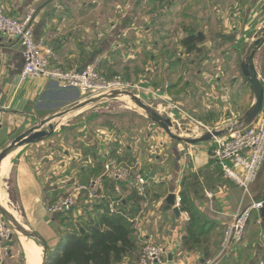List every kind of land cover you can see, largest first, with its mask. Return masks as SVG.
<instances>
[{
	"label": "crops",
	"instance_id": "0c3cea01",
	"mask_svg": "<svg viewBox=\"0 0 264 264\" xmlns=\"http://www.w3.org/2000/svg\"><path fill=\"white\" fill-rule=\"evenodd\" d=\"M3 4L5 13L14 17H23L35 10L36 37L44 38L53 47L56 65L69 68L73 61L86 65L102 58L101 72L105 76L108 71L113 73L119 69L129 81L131 76H142L147 68L149 75L142 77L140 96L157 99L158 112L159 108L167 106L171 116L177 118L180 111L174 108L186 103V112L192 117L198 119L201 116L200 119L210 122L212 128L223 129L239 126L254 103L248 94L246 104L237 106L230 99L232 89L222 74L227 71L240 73L241 83L249 87L253 97L251 85L243 76L241 62L255 40L256 20L264 16V13L259 15V4H264V0H3ZM192 30L204 36L200 45L203 50L200 54L187 55L179 39ZM174 44L178 49L176 53L172 50ZM185 56L187 60L183 62ZM23 64L20 42L0 32V107L4 110L0 154L23 132L48 118L50 124L58 121L59 114L68 106H76L83 100L79 90L63 87L56 80L22 79ZM182 65L198 68L200 74L190 85L178 90L180 84L167 86L168 82L164 80L161 85L156 83L158 71L162 69L160 74H165V79L167 73L170 76L178 73ZM210 67H218L216 72L220 74L205 81V75L201 74ZM256 68L264 83V49L256 60ZM100 125L99 132L106 136L103 134L101 138L94 134L91 177L103 173L107 157L133 165L151 177L148 203L141 204L135 217L149 239L167 248L169 264H205L215 258L220 251L226 222L238 209L264 195V164L257 180L245 194L211 159L213 139L198 143L170 139L164 143L163 154L153 160L137 153L131 145L123 146L120 137H114L111 121ZM59 127H53L51 134L60 133L63 141L73 133L77 138L84 133L83 128L69 131L67 123ZM194 130L193 137L202 135L198 129ZM37 147L41 146L29 143L10 151H15V155L11 158L7 176L3 180L0 177V193L4 191L14 212L24 219L35 238L47 245L43 251L48 256L60 246L66 226L63 216L50 213L48 205L65 194L89 166H70L67 159L58 156L56 147L50 148L46 158L40 159L34 154ZM64 153L71 156L66 150ZM144 161L153 162L143 166ZM113 185L114 181L105 178V193H110ZM123 188L131 189L126 185ZM182 190L200 213L202 222L211 229L206 244L209 256L199 249H182L188 214L181 210L178 217L167 202V196L175 193V206L180 207L177 199ZM128 193L122 191L123 200ZM87 205L76 207L72 216L88 215L84 208ZM139 243L141 252L142 244ZM14 247L15 242L0 264H15ZM140 252L136 258H126L117 264H138ZM219 264H264V211L254 212L243 242Z\"/></svg>",
	"mask_w": 264,
	"mask_h": 264
},
{
	"label": "built area",
	"instance_id": "2783aa9c",
	"mask_svg": "<svg viewBox=\"0 0 264 264\" xmlns=\"http://www.w3.org/2000/svg\"><path fill=\"white\" fill-rule=\"evenodd\" d=\"M34 15V9L23 17L7 15L3 0H0V32L10 39L19 41L22 46L24 59L21 70L22 79H53L63 87L79 90L83 98L108 90L134 94H136L134 92L136 89L139 90L140 87L137 84L124 80L121 75L111 78L105 76L100 71L102 58H97L86 65L73 61L69 68L54 64L53 47L44 38L36 37ZM136 95L140 97V94ZM3 115V107H0V125ZM213 142L211 159L219 166L226 178L231 179L247 194L250 186L257 180L264 164V105L258 117L251 124L233 127L230 132L213 138ZM105 178L114 181L110 193L104 191ZM150 178L136 170L133 165L107 157L102 174L92 177L88 182L74 181L70 189L51 202L47 209L52 214H67L73 212L76 207H81L82 204L93 205L105 202L109 212H121L124 199L122 187L126 185L146 196ZM144 202L148 203L147 200ZM177 204H181V197H178ZM263 208L264 195L238 209L224 225L218 255L206 261L205 264H219L224 257L234 252L243 242L254 212H260ZM131 221L134 222L139 241L142 244L138 264H169L166 258L167 248L162 243L149 239L141 231L137 217L132 218ZM258 222L261 223L260 220ZM14 231L13 227L0 214V263L9 255Z\"/></svg>",
	"mask_w": 264,
	"mask_h": 264
},
{
	"label": "rangeland",
	"instance_id": "374dc122",
	"mask_svg": "<svg viewBox=\"0 0 264 264\" xmlns=\"http://www.w3.org/2000/svg\"><path fill=\"white\" fill-rule=\"evenodd\" d=\"M264 4H259V15L262 16V13H264ZM257 23L255 24L256 30L259 31L261 28L264 27V16L259 20H256ZM263 26H262V25ZM261 25V26H259ZM259 26V27H258ZM200 29V27L198 28ZM172 50H178L175 46V44L172 46ZM230 54V53H229ZM166 54H163V57H165ZM161 58V57H160ZM183 62L184 60H187V57L185 56L182 58ZM149 62V61H148ZM190 62V61H188ZM218 67H210L209 70H206L204 74L205 75L204 80L212 79L216 75H219L220 72H216V69ZM198 68L192 69V67L187 65H182V67L178 70V73H174L172 76L168 75L166 78L165 74H160L162 72V69L159 72V75L157 78H155V81L157 84L161 85L163 82H168V86L172 84H180L179 89H184L187 84H191L195 81V78L200 74L197 72ZM108 71V70H107ZM142 72V70H139ZM151 72V71H150ZM107 77H114L116 75H121L122 78L126 81L127 80L124 77V74L121 73L119 69H115L113 73H110L108 71ZM153 74V73H152ZM169 74H171L169 72ZM149 75V71H147V68L142 72V76H131V80L129 82L133 84H137L138 86H141V83L143 80L142 77ZM162 76V78H161ZM225 78V82L229 85L230 89H232L230 96V99L239 106L240 104H246L245 102L248 100V94L249 97L254 99L251 96L249 87L245 84H242V77L240 73L238 72H230L227 71L226 73L222 74ZM172 82V83H171ZM164 83V84H165ZM235 86H232V84ZM232 88H231V86ZM136 94H140L142 92L141 90H135ZM206 93V92H205ZM128 97L134 104H131L128 99ZM140 98L148 105L152 107L153 110L157 111L158 106V100L157 99H145L142 96ZM85 99V98H82ZM201 99V98H200ZM199 100V99H198ZM194 101V100H193ZM179 106V105H176ZM180 108H174L180 111V114L176 117L171 116V112L168 111L167 106H162V108H159V113L163 115L165 118L171 119L172 121V131L176 133L177 135L188 137V138H196L193 137L194 135V129H198L201 131V133H206L209 130H216L218 128H212L213 126L210 124V122L204 121L200 119V117L197 119L196 117H192L191 114L186 112V103H183L179 106ZM66 113L64 115L58 116V121H54L52 124L48 123L45 126H42L41 129L48 132V134L45 136V138H42L38 140L37 142H33L34 144H37L38 146L36 150L34 151V154L41 158H46L45 156L48 155L47 151L50 148H58V156L62 159H67L69 165L75 166L79 168V166L85 165L89 166L86 170L83 176L80 177V181L82 182H88L92 177V173L94 171V134L95 136L101 137L105 133L99 132V129L101 127L100 124H107L109 121L112 122L113 129H114V135L112 136L120 137L119 141L123 146L131 145L132 147L137 150V153H141L142 155H148L151 157V159H155V156L162 155L164 152V143H166L171 138L167 135L166 131L163 128H160V126L157 123H154L151 118L148 116V114L140 109L135 102L127 95L126 92H118L115 93L113 96L109 98L102 99L98 102H95L93 104H89L79 110H73V107L68 106L65 109ZM63 111V112H65ZM96 117V118H94ZM64 119L61 121V119ZM69 122H68V119ZM57 119V118H56ZM95 119V120H94ZM175 119V120H174ZM194 119V120H193ZM60 122H63V125L67 123L69 125V131L76 130L77 128L82 129L84 133H80V137L77 138V135L74 136V133L71 134V137L63 141L60 133L51 134V128L52 125L55 129L60 128L58 127ZM41 123V122H40ZM39 124H37L38 127H40ZM209 123V124H206ZM174 124V125H173ZM82 125V126H81ZM101 133V134H100ZM186 133V134H185ZM106 136V135H105ZM199 137V136H198ZM102 138V137H101ZM110 141V139H107ZM173 142H180L174 139H171ZM93 142V143H92ZM81 143V145H79ZM185 143V142H181ZM91 144L93 146H91ZM13 149H16L14 147ZM12 149V150H13ZM10 150V151H12ZM70 152L71 156L64 155V151ZM87 150V151H86ZM85 152L88 154L86 155ZM77 159L76 162H74V159ZM153 161H144L143 166H148V164H151ZM104 166V165H103ZM142 168V167H141ZM141 170H144L143 168ZM91 173V174H90ZM250 190V188H249ZM9 207L13 210L12 204L9 203ZM14 211V210H13ZM16 214V213H15ZM19 219L24 222V219L16 214ZM29 232L33 231L27 228ZM34 235V234H33ZM21 234H17L14 231L13 240L15 242L14 247V254H15V264H28L26 260V255L22 247L21 243ZM36 241H38L42 246H44V242H40L38 239L35 238V235L33 237ZM44 252V251H43ZM43 254V253H42Z\"/></svg>",
	"mask_w": 264,
	"mask_h": 264
},
{
	"label": "trees",
	"instance_id": "16d2710c",
	"mask_svg": "<svg viewBox=\"0 0 264 264\" xmlns=\"http://www.w3.org/2000/svg\"><path fill=\"white\" fill-rule=\"evenodd\" d=\"M203 41L204 36L192 30L187 36L179 39V44L184 48L185 54L195 55L202 52L200 45ZM179 59L181 60V56ZM122 191L129 193L122 201L121 212L111 213L104 203H100L88 204L84 207L88 215L78 218L73 217L71 213L60 214L66 224L61 244L48 254L46 264H117L126 258H136L140 252V243L131 219L147 200L150 191L147 188L146 196L134 188H123ZM180 197V209L188 214L187 235L183 238L182 249H199L209 256V247L206 244L211 229L202 222L200 213L194 208L184 190L181 191Z\"/></svg>",
	"mask_w": 264,
	"mask_h": 264
},
{
	"label": "water",
	"instance_id": "95a60500",
	"mask_svg": "<svg viewBox=\"0 0 264 264\" xmlns=\"http://www.w3.org/2000/svg\"><path fill=\"white\" fill-rule=\"evenodd\" d=\"M263 49H264V27L256 32L255 40L252 43L245 58L241 62V70H242L243 76L245 77L246 81L251 85V88L254 92V103L252 104L249 111L243 116V118L239 122V126L240 125L245 126V125L251 124L258 117L264 105V83L262 82L259 72L256 68V60L260 52L263 51ZM115 93H118V92L108 90V91H104L102 93L96 94L94 96L85 98L79 104H77L76 106H73V110H79L89 104H93L102 99L109 98L113 96ZM126 93L140 109L144 110L148 114V116L151 118V120L154 123H157L160 126V128H163L166 131V133L171 139H174L180 142L198 143L202 141H209L215 137H220L230 132V130L233 128L231 126V127L223 128V129H216V130H211V131L209 130L206 133H203L201 136L196 137V138L183 137V136L177 135L171 130L170 128V124H172L171 119L165 118L158 111L153 110L152 107L146 104L138 95L132 92H126ZM61 113L59 115L64 114L63 112ZM49 121H50L49 118L46 120H43L41 124L39 125L40 127L34 126L28 129L27 131L23 132L19 136H17L8 146V148H6L3 152H1L0 167H1L3 159L9 154L10 150H12L14 147H21L25 144L33 143L39 139L44 138L48 134V132L41 129V127L46 125ZM167 202L169 205L173 206L174 213L179 217L181 214V209L179 206H175L176 194L170 193L167 196ZM261 211H264V208ZM14 213L15 212L13 210L6 207L0 201V214L13 227L15 232L17 234H21L22 236L26 238H30V239L33 238V234L28 231L25 223H23L19 219V217ZM13 244H14V240L10 242L11 246ZM43 247L47 248V245L45 244ZM42 257L43 259H42L41 264H46L47 255L45 254V251Z\"/></svg>",
	"mask_w": 264,
	"mask_h": 264
},
{
	"label": "bare ground",
	"instance_id": "6f19581e",
	"mask_svg": "<svg viewBox=\"0 0 264 264\" xmlns=\"http://www.w3.org/2000/svg\"><path fill=\"white\" fill-rule=\"evenodd\" d=\"M126 98L128 99V101L131 104H134L128 97H126ZM64 119H66V118L61 119V121H63ZM62 125H63V122H60L59 126H62ZM50 128L51 129H54L53 126H50ZM170 128L172 130V124H170ZM14 155H15V151L10 152L3 159L2 164H1V167H0V177H1V180H3L7 176L8 170H9V166H10V161H11V158ZM1 182H3V181H1ZM0 200H1L2 204H4L6 207L10 208L9 207L10 205H9V202H8V199H7V196L4 193V191H2V190H1V193H0ZM21 243H22V247H23V250L25 252V255H26L27 263L28 264H41L42 263V259H43V257H42L43 256V254H42L43 253V246L41 244H39L37 241H35V239H33V238H31V239L30 238H26L24 236L21 237Z\"/></svg>",
	"mask_w": 264,
	"mask_h": 264
}]
</instances>
